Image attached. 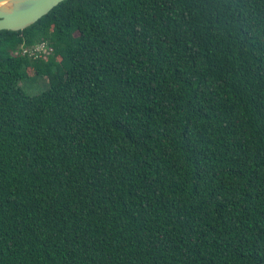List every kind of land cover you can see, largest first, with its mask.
<instances>
[{"label": "trees", "instance_id": "1", "mask_svg": "<svg viewBox=\"0 0 264 264\" xmlns=\"http://www.w3.org/2000/svg\"><path fill=\"white\" fill-rule=\"evenodd\" d=\"M0 264H264V0L0 30Z\"/></svg>", "mask_w": 264, "mask_h": 264}, {"label": "water", "instance_id": "2", "mask_svg": "<svg viewBox=\"0 0 264 264\" xmlns=\"http://www.w3.org/2000/svg\"><path fill=\"white\" fill-rule=\"evenodd\" d=\"M63 0H0V30H21L35 23Z\"/></svg>", "mask_w": 264, "mask_h": 264}, {"label": "rangeland", "instance_id": "3", "mask_svg": "<svg viewBox=\"0 0 264 264\" xmlns=\"http://www.w3.org/2000/svg\"><path fill=\"white\" fill-rule=\"evenodd\" d=\"M59 73H57L54 77L58 76ZM30 74L31 75L23 81L24 88L28 93L38 94L50 86L48 76L42 78L35 75V71H31Z\"/></svg>", "mask_w": 264, "mask_h": 264}, {"label": "built area", "instance_id": "4", "mask_svg": "<svg viewBox=\"0 0 264 264\" xmlns=\"http://www.w3.org/2000/svg\"><path fill=\"white\" fill-rule=\"evenodd\" d=\"M52 48H48L47 43L42 42L40 44H37L36 46H34L33 48H31L30 50L25 49L24 53L28 52L31 55H34L36 57H44L46 58L47 55H49L51 53Z\"/></svg>", "mask_w": 264, "mask_h": 264}]
</instances>
